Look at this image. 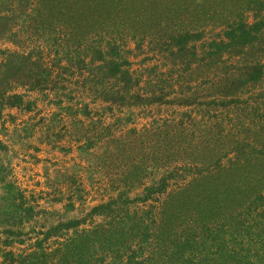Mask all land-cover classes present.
Here are the masks:
<instances>
[{"label": "trees", "instance_id": "obj_1", "mask_svg": "<svg viewBox=\"0 0 264 264\" xmlns=\"http://www.w3.org/2000/svg\"><path fill=\"white\" fill-rule=\"evenodd\" d=\"M1 41L0 119L85 94L70 143L108 171L63 242L0 264H264V0H0ZM94 105L170 112L115 134Z\"/></svg>", "mask_w": 264, "mask_h": 264}, {"label": "rangeland", "instance_id": "obj_2", "mask_svg": "<svg viewBox=\"0 0 264 264\" xmlns=\"http://www.w3.org/2000/svg\"><path fill=\"white\" fill-rule=\"evenodd\" d=\"M8 47L10 45L5 41L0 42V49ZM16 92L23 93L20 90ZM70 94L75 97L60 103L52 92H26L28 103L25 109H4L2 112L0 249L12 250L15 254L23 250L30 252L48 233L51 235L42 246L54 248L56 242H63L67 235L72 234V231L64 232L62 236L55 237L52 235L55 226L59 222L84 217L98 203L100 187L91 182L103 180L101 173L108 168L97 170L98 161L78 152V144L70 143L68 132L73 126L62 109L87 103L85 94ZM90 109L96 112V120L100 118L104 124H112L115 134H120V131L126 133L134 125L139 128L154 117L166 116L170 112L167 107H153L142 112L134 110L132 113L116 107L109 111L101 105L90 106ZM58 113L64 116L61 124L57 123ZM117 117L122 120H116ZM68 174H75L77 181L71 191L66 179ZM80 196L85 203L78 199ZM55 198L61 200L56 201ZM93 198L95 200L92 201ZM13 203L16 207L12 206ZM68 203H74V207H67ZM12 214L15 216L13 219ZM95 220L98 222L100 219Z\"/></svg>", "mask_w": 264, "mask_h": 264}]
</instances>
